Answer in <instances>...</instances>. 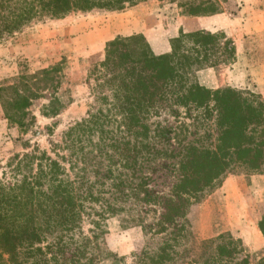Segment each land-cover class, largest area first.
Returning <instances> with one entry per match:
<instances>
[{
  "label": "trees",
  "instance_id": "16d2710c",
  "mask_svg": "<svg viewBox=\"0 0 264 264\" xmlns=\"http://www.w3.org/2000/svg\"><path fill=\"white\" fill-rule=\"evenodd\" d=\"M139 1L0 0V38L38 16L62 18L72 11L93 8L122 10ZM173 1L192 16L219 12L215 0ZM170 43V52L156 54L140 33L117 35L108 41L105 58L93 68L94 104L86 117L64 133L62 143L54 145L69 154L53 150V157L35 146L9 158L0 176V264H101L108 259L116 263L119 256L106 241L107 221L131 208L127 207L130 199L155 206L151 210L156 216L145 222L132 214L126 221L142 225L146 233L148 228L154 235L164 233V242L155 249H142L136 264H170L176 257L174 246L188 231L178 220L186 219L193 199L215 186L232 163L260 168L264 161V101L253 93L254 98L249 99L231 87L206 88L194 77L219 45H223L225 58H234V41L223 33L181 29ZM65 66L64 57L34 74H22L0 89L7 118L19 124L23 133L31 124L26 118H35L28 110L31 100L42 91L51 94L43 110L46 116H56L72 101L68 91H59ZM160 107H171L175 113L185 107L213 119L215 146L185 143L187 136H181L188 127L183 121L177 126L158 123L152 130L151 115ZM154 130L163 138L160 142L165 150L150 141ZM173 140L181 146L176 154L180 156L178 172L169 192H155L149 187L157 170L146 173L144 168L163 153L173 156L169 152ZM85 222L91 225L87 231ZM259 228L264 234V215ZM211 244L214 264H230L244 250L242 240L229 232L205 239L202 246ZM240 264H250L249 256ZM257 264H264V255Z\"/></svg>",
  "mask_w": 264,
  "mask_h": 264
},
{
  "label": "rangeland",
  "instance_id": "374dc122",
  "mask_svg": "<svg viewBox=\"0 0 264 264\" xmlns=\"http://www.w3.org/2000/svg\"><path fill=\"white\" fill-rule=\"evenodd\" d=\"M192 1L199 3L205 0ZM215 1L219 12L226 13L232 20L237 19L238 28L246 23H253L255 14L264 8V0ZM180 16L206 17L210 15L186 14L184 9L172 0H141L122 10L93 8L87 11H72L62 18L38 16L20 30L0 38V89L15 83L22 74H34L38 70L56 64L65 57V81L59 91H68L72 97V101L59 114L46 116L43 110L50 102L51 94L50 91H42L43 94L40 97L31 100L28 110L35 118L33 120L26 118L31 124L29 131L23 133L19 124L7 118L1 98L3 92L0 91V176L9 158L15 153L30 151L35 146L41 150H47L53 157H56L53 150L61 154H69L68 150L55 149L54 145L62 143L64 133L77 121L86 117L94 104L93 68L105 58L106 44L117 36L116 31L122 30L123 35L121 36H126L125 32L144 28V30H149L154 38H163L164 41L161 44H164L167 38L170 41L172 37L178 35H171L170 32ZM125 24H129L128 30L124 29ZM214 33H223L225 37L234 41V38L226 31ZM145 37L150 43L148 37ZM261 37L264 38V34ZM220 41L224 42L225 39ZM222 46L219 45L218 52L211 57L212 60L210 59L195 71L194 77L200 85L206 88L209 87L201 83L198 72L208 67H215L218 71L224 70L236 58V50L233 54L234 58H225L226 53L221 54L224 51ZM216 59L217 62L213 65L212 61ZM224 87L239 90L249 99L254 98L250 94L253 93L264 101L263 96L258 94L252 86L241 89L233 85H224L209 89L216 90ZM63 96L67 97V94ZM156 111L151 115L149 122L152 130L158 123L177 126L183 121L188 127L181 136L182 138L187 136L185 143L191 141L198 146H215L217 131L213 119L201 117L197 110L187 111L185 107H179L177 113L172 111L171 107H160L158 112ZM258 130L260 132L261 127ZM150 135V141L154 142L159 149L165 150L166 145L160 142L161 139L163 140L161 135L155 130ZM175 142L173 140L169 150L173 156L163 153L156 157V160L150 161L151 166L146 164L144 168L146 173L157 170L154 175L156 180L149 187L155 192H169L172 187L174 174L179 169L180 156L176 154L181 148ZM27 146L30 147L26 149ZM209 166H213V163H209ZM231 166V169L226 171L215 186L206 189L196 199H193L186 219L178 220L179 224L187 226L188 231L185 236L179 238L178 245L174 246L176 257L170 264H214V259H216L214 258V245L211 244L206 248L202 246V243L205 239L214 238L222 232H229L235 239L242 240L244 250L235 255L229 262L230 264H240L246 255L249 256L250 264H257L258 260L263 257L264 236L256 228V218L260 215V211H264V202L258 208L255 207L251 197L254 196L253 191L247 192L240 189L236 182L233 183L240 195L228 194L221 186L228 177L244 175L250 178L251 175L264 173V161L259 169H250L246 166L235 167L234 163ZM88 176L93 178L94 174L89 173ZM129 202L127 207L132 206L131 208L120 215L110 217L107 221L109 226L106 236L107 245L118 254L119 259L116 263L113 259H108L101 264H136L137 255L142 249H155L164 242L161 240L164 233L154 235L149 232V228L146 233L142 225L126 221L130 220L132 214H137L143 217L145 222H150L156 216L155 211L151 209L156 207L131 199ZM131 209L133 210L129 211ZM90 226L88 222L84 223L86 231ZM241 235H244V238ZM210 257L213 259L207 263L206 260Z\"/></svg>",
  "mask_w": 264,
  "mask_h": 264
},
{
  "label": "crops",
  "instance_id": "0c3cea01",
  "mask_svg": "<svg viewBox=\"0 0 264 264\" xmlns=\"http://www.w3.org/2000/svg\"><path fill=\"white\" fill-rule=\"evenodd\" d=\"M254 19L253 23H246L238 28L236 23L237 19L232 20L224 12L206 17L180 16L170 33L171 35L179 34L181 29L185 32L198 30H207L213 33L218 31L228 32L234 38L236 58L224 70L218 71L215 67L200 70L198 77L201 83L212 89L224 85H233L241 89L251 88L252 86L264 98V38L261 37L264 34V8L255 14ZM125 25L124 29L128 30L130 28L129 24ZM115 33V35H123L122 30H118ZM125 33L126 36L135 33H142L144 36H147L156 54L171 51L168 38L166 43L161 44L164 41L163 38H154L152 33L147 29L137 28L134 31L130 30ZM151 38L153 39L151 40ZM233 182L239 184L240 189L246 190L247 192L253 191L254 196L252 195L251 197L254 200L255 207L258 208L264 202V173L251 175L250 178H246L244 175L228 177L221 188L228 194L240 195ZM260 212V215L256 218V228L264 236L259 228V222L264 215V211ZM256 236L259 237L258 234ZM241 237L244 238V235H241Z\"/></svg>",
  "mask_w": 264,
  "mask_h": 264
}]
</instances>
